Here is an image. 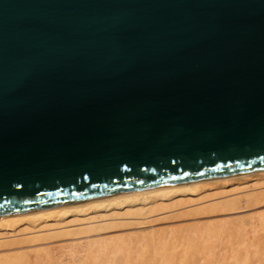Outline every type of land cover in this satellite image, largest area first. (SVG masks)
<instances>
[{
    "label": "water",
    "instance_id": "obj_1",
    "mask_svg": "<svg viewBox=\"0 0 264 264\" xmlns=\"http://www.w3.org/2000/svg\"><path fill=\"white\" fill-rule=\"evenodd\" d=\"M264 170V0H0V218Z\"/></svg>",
    "mask_w": 264,
    "mask_h": 264
},
{
    "label": "bare ground",
    "instance_id": "obj_2",
    "mask_svg": "<svg viewBox=\"0 0 264 264\" xmlns=\"http://www.w3.org/2000/svg\"><path fill=\"white\" fill-rule=\"evenodd\" d=\"M0 264H264V170L0 218Z\"/></svg>",
    "mask_w": 264,
    "mask_h": 264
},
{
    "label": "rangeland",
    "instance_id": "obj_3",
    "mask_svg": "<svg viewBox=\"0 0 264 264\" xmlns=\"http://www.w3.org/2000/svg\"><path fill=\"white\" fill-rule=\"evenodd\" d=\"M191 194H192V195L189 194V197H191V196L193 197V195H194V197H197V194H196V193H194V194L191 193ZM195 195H196V196H195ZM194 197H193V198H194ZM141 203H142L141 201H138V203H136V204H137V206L143 205V203H142V204H141ZM126 207H127V206H126ZM126 207H123V209H122V207H121V211H124V210L126 209ZM101 211H102L101 213H106V210H101ZM80 216H81V218L84 217L83 214H81ZM67 218L70 219V218H72V216H71V217L69 216V217H67ZM27 225H28V223L25 222V221H23V222L19 223L18 226H19V228H23V227H27Z\"/></svg>",
    "mask_w": 264,
    "mask_h": 264
}]
</instances>
